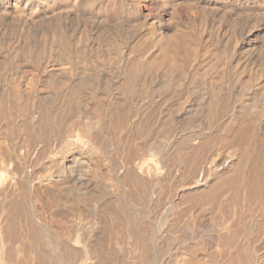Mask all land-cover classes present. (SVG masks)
<instances>
[{"label":"bare ground","instance_id":"bare-ground-1","mask_svg":"<svg viewBox=\"0 0 264 264\" xmlns=\"http://www.w3.org/2000/svg\"><path fill=\"white\" fill-rule=\"evenodd\" d=\"M1 10L0 264H264V61L186 28L143 42L139 8L133 43L114 7L101 25L83 0L51 1L47 22ZM96 163L111 183L92 201Z\"/></svg>","mask_w":264,"mask_h":264},{"label":"rangeland","instance_id":"rangeland-1","mask_svg":"<svg viewBox=\"0 0 264 264\" xmlns=\"http://www.w3.org/2000/svg\"><path fill=\"white\" fill-rule=\"evenodd\" d=\"M14 1H16V0H0V8L4 10V8H8ZM17 1L23 7L33 8V9H37V8L40 9L39 16L42 18V20L44 22L53 20V17H54L53 15L46 14L41 9H42V7L47 5L48 3H51V1H56V0H25V1L24 0H17ZM83 1L89 2L92 5L93 13H98L101 16L100 17V21H98L99 23H96V25H101L103 18H105V15L107 13H109L108 11H106V9H108L109 7L110 8H113V7L116 8L117 11H115L114 13H116V14L119 13L120 16H122L121 19H120L121 21H119V26H122V27H120V28H118L119 26L116 27V28L114 27L113 30L115 31L118 28L116 31H117V33L119 32V34L121 35V37H122L123 41H125V43L126 42H132L133 43L135 41V37L137 35V32L136 31H134V32L131 31L129 22H131L132 19H136L137 15L135 13V9L139 8L140 11H142V12L145 11L144 12L145 14H151L149 20L142 24L143 28L141 27L140 35L138 34V36H140V37H141V35H142V37L145 36L143 42H146V36L149 35L147 33H149L151 31V28H153L154 31L156 29L157 32L162 31L163 32V36H165V35L168 36L169 32L171 33V34H169V36L170 35L172 36V35L177 33V30L182 29V28H186V30H190V31L195 32V34H193V33H190V34L195 36V37H193V39L195 40L196 44L197 43L199 44L200 47L201 46L205 47L204 45H208L207 42H211V43L215 42L214 45H216V46L220 42L221 43L225 42L226 46H228L231 49V51L237 50V49H242V50H237V52H238V54L240 53L241 57H243L244 55L247 54L246 56H244L242 58V60H246V58H247L246 62H253V61L254 62H258V60L255 61L256 59H259V62H261V61L263 62L264 61V47H263L264 46V26H263L264 25V0H117V2H116V0H83ZM110 1H111V3H110ZM155 1H157V2H155ZM143 4H144V6H143ZM157 5H160V6H157ZM177 6H178V8H177ZM163 7H164V9H163ZM193 7H198V8H193ZM217 7H220L222 9L219 10V8L217 9ZM155 9H158V10H155ZM3 10H1V11H3ZM176 10H177V13H176ZM201 10H203V11H201ZM214 10H216V11H214ZM223 10H225V11H223ZM165 11H166V13H165ZM188 11H189V13H188ZM191 11H192L193 15H191L192 14V13H190ZM232 11H233V13H232ZM250 12H253V13L251 14ZM181 13L184 14V15L182 16ZM196 13H198V14H196ZM241 13H242L243 16L239 15ZM247 14H250L249 16L251 17V19L249 18V16ZM256 14H260V15H256ZM163 15H165V16H163ZM184 16L186 18H184ZM195 17L198 18V20ZM201 17L203 19L202 21H200ZM166 18H168V20ZM194 18L197 21L193 20ZM252 18H254V19H252ZM211 19H214V20H211ZM67 21H68V18L66 16V13H63L62 14V22H63L62 25H63V27H66L68 24H69L68 25L69 27L71 26V22H67ZM166 21H167V25L168 26L166 25ZM6 22L7 23H5V27H9L10 28L11 26H9V25L10 24H14L11 17H8ZM180 22H182V23H180ZM198 22L199 23L201 22V23L199 24ZM22 23L27 25L26 28L33 26V24H31V22L29 20L25 21V19H24L22 21ZM64 23H66V24H64ZM187 23H189V24H187ZM123 24H125V25H123ZM164 24H165V26H164ZM144 25L146 27H144ZM197 25L199 26V29H198ZM223 25H224L225 28L223 27ZM253 26H255V27H253ZM257 27H259V28H257ZM110 29H111V27H110ZM92 31H91V35L93 36V38H95V35H93V34L98 35V33L95 32L94 30H92ZM126 31H128V32H126ZM222 31H223L224 34L222 33ZM196 32H197V34H196ZM201 32L203 33V35L205 34L203 36L204 41H203V39L199 40V39L196 38V36H200ZM127 34H129V35H127ZM218 34L221 35V36H219ZM245 34H247V35H245ZM256 34H258L259 36L256 35ZM207 35H208V37H207ZM250 35H252V36H250ZM234 36H235V38H233ZM204 37L207 38V39H205ZM214 39H216V40H214ZM232 39L234 40L233 42H232ZM238 39L239 40L241 39V41H240L241 43L238 41ZM253 39H254V41H253ZM197 41H199V42H197ZM201 41H202V43H201ZM229 41H230V43H229ZM245 41H247V42H245ZM255 43H257V44H255ZM7 44H8V40H6V42L1 41L0 42V47L2 48L3 52H4V49H5L4 55L6 57H10L11 56V51L8 49ZM254 45H256L257 47L254 46ZM258 45L259 46L261 45V46L259 47ZM143 46H144L145 50H148V46L145 48L146 45H144V43H143ZM232 46H234V47H232ZM239 46H240V48H239ZM249 47H251V49ZM260 48H261V50H260ZM243 49H245V50H243ZM257 50H258V52L255 53ZM240 51H242V52H240ZM244 53H246V54H244ZM254 54H256V55H254ZM176 55H178V57H181L184 60L189 57L188 54H187V51L184 50V49H180L178 52H176ZM255 56L257 57L256 59H254ZM187 60H189V59H187ZM169 103H171L170 100L168 101V104ZM194 104L196 105V103L194 102L193 104L191 103V105H189V106L190 107H195ZM183 115L180 118L176 119L178 125L181 128L182 127H186V126L189 125V126H191V127L196 129L193 132V134L194 133H199V132L207 134L208 130H204L203 131L201 120L198 117H190V116H188L186 114H183ZM135 118H136V116L133 117V119H135ZM194 120H197V121H194ZM156 121H158V120H156ZM218 121H220L219 117H216V123L215 124H218L219 123ZM191 123H192V125H190ZM140 125L142 126V122L139 123V126ZM143 129H141L139 132H142V134H145L147 131H146V129H144V131H143ZM228 148H229V151H230V150H233L235 148V146L230 144ZM214 152H216V151H214ZM100 166H101L100 164L96 163V173H94L93 177L91 178L92 179V183L89 186H87V185L83 186L84 192L86 191V197L88 198V200L95 201L100 196V193L103 192V189H104L103 187H105V186H107V184L111 183V180L109 178H107V176H106V171L109 168L108 165L101 166V168L102 169L104 168V170H101ZM101 171H103V172H101ZM55 201L56 200H54V198H51V199H49V202L47 204H56ZM52 213L53 212L51 210V214ZM69 219L70 218H64V219L61 218V220L58 221L59 225H62V226L66 227V223L67 222H68L67 225H70ZM60 221H62V222H60Z\"/></svg>","mask_w":264,"mask_h":264}]
</instances>
